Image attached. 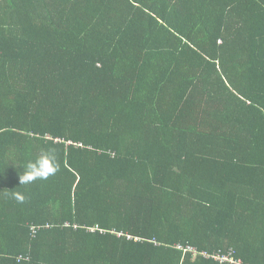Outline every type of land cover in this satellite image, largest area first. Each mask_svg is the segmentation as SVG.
I'll use <instances>...</instances> for the list:
<instances>
[{
    "label": "trees",
    "instance_id": "16d2710c",
    "mask_svg": "<svg viewBox=\"0 0 264 264\" xmlns=\"http://www.w3.org/2000/svg\"><path fill=\"white\" fill-rule=\"evenodd\" d=\"M0 264H264V0H0Z\"/></svg>",
    "mask_w": 264,
    "mask_h": 264
},
{
    "label": "clouds",
    "instance_id": "9594fccd",
    "mask_svg": "<svg viewBox=\"0 0 264 264\" xmlns=\"http://www.w3.org/2000/svg\"><path fill=\"white\" fill-rule=\"evenodd\" d=\"M68 145H71V143ZM11 161L22 169L19 174L20 185H29L37 180H47L50 176L55 175L61 167L57 151L54 148L43 149L40 155L35 158L19 160L13 158ZM12 198L19 203H24L27 196L20 192H13ZM178 247L179 245L175 248L178 249Z\"/></svg>",
    "mask_w": 264,
    "mask_h": 264
},
{
    "label": "built area",
    "instance_id": "2783aa9c",
    "mask_svg": "<svg viewBox=\"0 0 264 264\" xmlns=\"http://www.w3.org/2000/svg\"><path fill=\"white\" fill-rule=\"evenodd\" d=\"M32 232H33V234H36V232H37V229L36 228H33L32 229ZM183 247H178V249H182ZM192 252H194V253H196V254H198V251L196 250V249H192ZM218 259H221L222 261H224V260H226L224 257H222V256H216Z\"/></svg>",
    "mask_w": 264,
    "mask_h": 264
}]
</instances>
